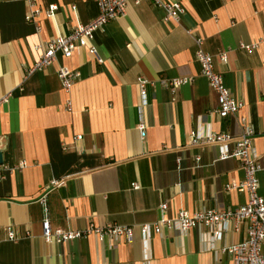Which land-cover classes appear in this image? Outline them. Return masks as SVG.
Here are the masks:
<instances>
[{"label":"crops","instance_id":"obj_1","mask_svg":"<svg viewBox=\"0 0 264 264\" xmlns=\"http://www.w3.org/2000/svg\"><path fill=\"white\" fill-rule=\"evenodd\" d=\"M29 1L0 0V98L9 95L0 105V264H231L221 249L245 240L246 222L216 241L196 227L147 238L135 233L129 242L89 235L46 243L41 200L53 228L74 231L152 223L164 202L167 217L243 205L245 192L225 190L244 179L239 160H220L218 145H190L189 138L191 131L237 136L244 116L255 132L254 154L264 163V0H169L184 11L167 21L150 1L130 3L94 35L102 62L87 52L88 44L69 58L57 53L48 68L25 76L40 53L36 46L98 13L95 0H33L40 8L37 30L25 19ZM52 4L58 7L48 16ZM186 29L203 39L215 70L243 103L235 116L218 117ZM241 43L256 47L245 50ZM60 66L79 72L68 91L57 77ZM183 76L192 81L175 94L159 81ZM139 77L150 82L144 98ZM22 161V169H11ZM258 179L264 196V176ZM7 226L23 238L5 239Z\"/></svg>","mask_w":264,"mask_h":264},{"label":"built area","instance_id":"obj_2","mask_svg":"<svg viewBox=\"0 0 264 264\" xmlns=\"http://www.w3.org/2000/svg\"><path fill=\"white\" fill-rule=\"evenodd\" d=\"M150 1L156 7L164 11L163 20H178L182 14L183 7L178 2H170L169 0H95L98 6L97 15L86 24H78L67 35H59L51 38L44 45L36 46L40 50L35 62L25 70V76L33 72L42 71L56 61L57 53H61L64 58L72 56L73 51L78 46L85 47L89 44L87 52L95 57L98 62L102 59L98 56L95 46L92 44L94 35L97 31L102 30L104 26L112 19L124 14L128 4L138 5L142 2ZM30 12L25 16L28 22H34L37 30L40 25L37 22V15L40 8L33 1H29ZM57 5L52 4L45 10L48 16H52L57 10ZM189 34L195 44V59L199 63L200 72L206 78L210 88L216 95L217 109L216 113L220 119L235 116L243 103L233 97L230 90L226 87L222 75L214 68L213 56L203 49V39L195 36L191 29L185 30ZM256 44H240V48L245 50H253ZM220 59L226 63V55L219 54ZM57 77L65 91L70 90L79 77V72L71 70L66 66H60L57 70ZM149 80L139 77L137 85L141 97H146ZM161 85L167 87L172 94H175L178 87L183 84L190 83L192 76H183L171 79H160ZM8 97L0 98V105L8 102ZM238 121L241 125L240 134L232 136L229 133L219 132L205 135H199L195 131L190 132V145H209L216 144L220 147L219 159L235 158L239 160L244 171V179L236 184H226L225 190H236L245 192L247 200L243 205L231 207H213L202 209L194 213L180 210L173 217H167L165 210L167 205L164 202L159 205L160 216L152 223L136 224V225H120L106 224L99 227L89 224L82 230H65L62 228H53L47 212L44 198L41 200L43 204L42 238L46 243H64L71 240L85 238L89 235H95L99 241L105 238H124L127 242L131 241L135 233L141 237L147 238L150 234H160L163 231L174 230L184 233L190 229L201 227L213 239L219 240L221 235L228 230H238L241 223L246 222V238L242 242L226 246L221 249L231 260V264H264V254H262V245H264V196L258 192L259 179L258 175L264 176V163L257 160L252 148V138L254 136L253 128L248 124L244 116H239ZM142 125L140 129H142ZM81 136H77L76 140H80ZM232 144V147H229ZM65 146L63 149L65 150ZM180 158L176 159V163L180 164ZM196 160H199L197 157ZM25 162H19L11 169H22ZM3 168L9 169L7 166ZM3 177V175H1ZM53 185L57 182L52 181ZM51 183V184H52ZM133 189H138L139 185L135 182L131 184ZM6 238L8 241L16 242L23 238L12 226L5 227ZM27 236V235H25ZM24 236V237H25Z\"/></svg>","mask_w":264,"mask_h":264},{"label":"water","instance_id":"obj_3","mask_svg":"<svg viewBox=\"0 0 264 264\" xmlns=\"http://www.w3.org/2000/svg\"><path fill=\"white\" fill-rule=\"evenodd\" d=\"M3 159H2V152L0 151V165L2 164Z\"/></svg>","mask_w":264,"mask_h":264}]
</instances>
